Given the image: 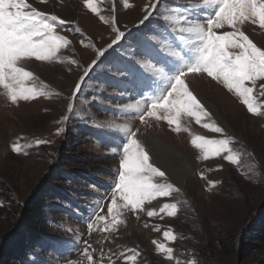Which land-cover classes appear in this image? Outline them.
<instances>
[{"label":"rangeland","instance_id":"rangeland-1","mask_svg":"<svg viewBox=\"0 0 264 264\" xmlns=\"http://www.w3.org/2000/svg\"><path fill=\"white\" fill-rule=\"evenodd\" d=\"M28 2L70 21L55 28L69 45L55 58L33 56L19 62L33 72L23 86L33 88L37 96L13 103L0 85V243L16 225L25 203L47 188L46 196L41 195L46 234L27 264H89L85 248L93 258L91 264H256L263 259L264 246L253 250L258 242L245 236L255 233L252 225L257 220H264V115L249 113L240 97L205 73H189L190 89L225 133L204 128L203 123L211 122L207 117L201 116L197 124L187 113H172V124L155 117L141 123L131 106L142 111L145 98L160 89L142 95L132 90L126 74L117 73L109 62L125 55L122 47L109 50L108 59L91 70L82 91L73 96L83 70L96 58V49L110 43V22L135 31L150 0H92L96 12L87 8L86 0ZM177 5H197L200 16L215 10L203 7V0H162L159 11H172ZM242 30L264 48V28L258 22H246ZM130 43L126 40L123 48ZM180 48L183 59L190 60L191 45ZM72 59L79 65L71 64ZM256 95L264 105V97L258 91ZM260 110L264 112V107ZM65 116L70 119L65 121ZM126 127L137 131L150 162L166 173L160 182L179 191L145 201L138 210L121 207L124 202L117 199L113 227L107 209L122 158L118 138L125 137ZM197 135L226 139L231 151L205 160L192 144ZM38 140L46 143L38 145ZM14 144L21 148L19 153L12 150ZM225 155L235 157V162L224 160ZM165 203L177 205L175 216L159 213ZM150 210L158 214L149 217ZM101 216L103 220L98 219ZM166 231L172 235L166 238ZM157 244L173 249L172 259Z\"/></svg>","mask_w":264,"mask_h":264},{"label":"snow or ice","instance_id":"snow-or-ice-1","mask_svg":"<svg viewBox=\"0 0 264 264\" xmlns=\"http://www.w3.org/2000/svg\"><path fill=\"white\" fill-rule=\"evenodd\" d=\"M41 2L46 3L47 0ZM161 3L162 0H150L145 5L135 31L122 30L115 20L110 22L113 32L110 43L96 49V58L83 70L81 82L75 84L73 96L82 91V82L89 77L91 70L108 59L109 50L122 47L125 55L109 62L114 63L117 73L126 74L132 90L142 95L146 90L160 89L157 95L145 98L142 111L138 106H131L141 123H146V117H155L172 124L175 120L172 113L175 116L187 113L195 117L197 124L201 123V116L207 117L211 122L203 123L204 128L211 129L213 133H225L198 94L190 89L187 82L189 73H205L240 97L249 113L264 115L260 110L264 105L256 95L258 91L259 97H264V48L257 46L242 30L246 22H258L259 27L264 28V0H203V7L214 6L215 9L206 16L198 15L197 5H177L173 6L172 11L160 12ZM86 6L96 12L92 0H86ZM67 23L70 21L44 13L28 0H0V85L7 90L13 103L38 95L33 88L23 86L25 79L31 77L33 72L18 66L19 62L25 57L34 56L37 60L57 57L60 50L69 45V41L55 34V28ZM126 40L132 43L123 48ZM180 44L191 45L190 60L183 59ZM70 63L79 65L75 59ZM69 109H72V105H69ZM69 119V116L64 117L65 121ZM124 131L125 137L118 138L120 144L117 146L122 147L118 182L114 185L111 205L107 209L112 216L113 227L117 222V199L124 202L121 207L130 206L132 210H138L145 201L179 191L169 183L160 182L165 180L166 173L150 162V154L140 143L137 131L131 127H126ZM175 131H180L178 124ZM44 143L46 141H37L38 145ZM192 144L203 152L205 160L209 156L219 157L221 153L231 151L226 139H207L197 135ZM12 150L19 153L21 148L14 144ZM223 159L235 162L232 155H225ZM176 209V204L165 203L159 213L171 217L176 215ZM157 214L155 210L147 212L149 217ZM98 219L103 220L104 217ZM92 227L89 223L88 228ZM170 235V232H164L166 238ZM157 248L163 249L169 254L168 259H172L173 249L160 244H157ZM83 254L91 264L93 258L87 248Z\"/></svg>","mask_w":264,"mask_h":264},{"label":"trees","instance_id":"trees-1","mask_svg":"<svg viewBox=\"0 0 264 264\" xmlns=\"http://www.w3.org/2000/svg\"><path fill=\"white\" fill-rule=\"evenodd\" d=\"M47 188L40 190L39 194L25 203L20 217L8 233L5 240L0 243V264H27L30 252L34 250L41 238L46 234L45 228V203ZM255 233H247L245 238H250L258 243L252 249L264 246V220H257L252 225ZM260 246V247H257ZM256 264H264V258Z\"/></svg>","mask_w":264,"mask_h":264},{"label":"bare ground","instance_id":"bare-ground-1","mask_svg":"<svg viewBox=\"0 0 264 264\" xmlns=\"http://www.w3.org/2000/svg\"><path fill=\"white\" fill-rule=\"evenodd\" d=\"M214 113H215V115L217 116V114H216L217 112H216L215 110H214Z\"/></svg>","mask_w":264,"mask_h":264}]
</instances>
